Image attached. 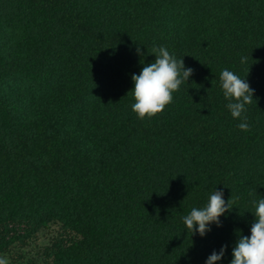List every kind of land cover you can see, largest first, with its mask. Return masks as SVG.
I'll return each mask as SVG.
<instances>
[{"label":"trees","instance_id":"16d2710c","mask_svg":"<svg viewBox=\"0 0 264 264\" xmlns=\"http://www.w3.org/2000/svg\"><path fill=\"white\" fill-rule=\"evenodd\" d=\"M161 44L193 72L138 118L131 73ZM223 68L253 89L246 130ZM214 187L233 206L187 232ZM260 196L264 0H0V253L57 224L41 264H204L221 244L227 264Z\"/></svg>","mask_w":264,"mask_h":264},{"label":"clouds","instance_id":"9594fccd","mask_svg":"<svg viewBox=\"0 0 264 264\" xmlns=\"http://www.w3.org/2000/svg\"><path fill=\"white\" fill-rule=\"evenodd\" d=\"M140 54L139 46L136 49ZM148 53L154 54V59L144 63L139 72L131 73V96L133 102L130 107L138 118L152 116L161 111L172 100V93L178 89L182 82H187L193 72L190 66H185L182 60L177 59L174 53L164 45H153ZM246 57H241L243 62ZM219 87L225 98V108L233 118H240L237 127L242 130L249 128L247 118L243 116L246 106L253 99V89L250 88L245 76L223 68L219 72ZM250 210L253 219L249 234H241L236 229L237 238L231 246V259L227 264H264V196L252 201ZM233 204L225 201L222 188H215L208 193L205 202L193 206L185 215L181 216L184 229L191 234L204 236L211 230V225H220V216L225 214ZM227 245L221 244L219 249H213L205 258L204 264H214L225 255ZM0 264H8L7 257L0 255Z\"/></svg>","mask_w":264,"mask_h":264},{"label":"rangeland","instance_id":"374dc122","mask_svg":"<svg viewBox=\"0 0 264 264\" xmlns=\"http://www.w3.org/2000/svg\"><path fill=\"white\" fill-rule=\"evenodd\" d=\"M58 231V225L51 224L39 231L26 244H13L0 255L7 257L8 264H41L44 246Z\"/></svg>","mask_w":264,"mask_h":264}]
</instances>
